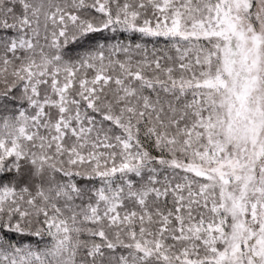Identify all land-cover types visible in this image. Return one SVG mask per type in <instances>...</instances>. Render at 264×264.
Wrapping results in <instances>:
<instances>
[{
	"label": "snow or ice",
	"instance_id": "1",
	"mask_svg": "<svg viewBox=\"0 0 264 264\" xmlns=\"http://www.w3.org/2000/svg\"><path fill=\"white\" fill-rule=\"evenodd\" d=\"M0 264H264V0H0Z\"/></svg>",
	"mask_w": 264,
	"mask_h": 264
}]
</instances>
